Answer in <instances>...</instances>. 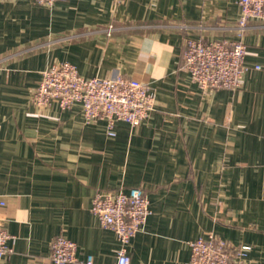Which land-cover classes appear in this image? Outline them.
Here are the masks:
<instances>
[{"label": "crops", "instance_id": "0c3cea01", "mask_svg": "<svg viewBox=\"0 0 264 264\" xmlns=\"http://www.w3.org/2000/svg\"><path fill=\"white\" fill-rule=\"evenodd\" d=\"M238 2L0 0V223L13 236L0 264H53L57 236L82 262H115L117 235L92 203L130 188L146 191L152 212L127 247L131 264H187L190 243L209 234L250 246L248 264H264V22L243 38L241 89L205 92L183 63L187 36L235 40ZM63 62L86 79L139 80L155 110L110 136L80 104L37 108L42 73Z\"/></svg>", "mask_w": 264, "mask_h": 264}, {"label": "built area", "instance_id": "2783aa9c", "mask_svg": "<svg viewBox=\"0 0 264 264\" xmlns=\"http://www.w3.org/2000/svg\"><path fill=\"white\" fill-rule=\"evenodd\" d=\"M34 1L41 6L53 7L59 0ZM238 4L241 14L234 28L235 40L206 41L191 36L184 39V70L191 81L205 92L237 91L243 86L244 75L249 70L245 65L247 47L243 38L252 21L264 22V0H239ZM181 28L186 29V26ZM155 101L151 88L139 80L120 75L86 79L69 62L55 64L45 70L32 98L33 104L40 109L56 103L62 110H70L80 104L87 122H107L110 136H115L117 122L141 126L155 110ZM91 211L103 229L117 235L120 249L111 264H131L127 247L152 214L146 191L130 188L128 192H97ZM12 239L13 236L0 223V257L13 253L9 244ZM190 248L187 264H248L252 250L245 245L233 247L214 234L196 239L190 243ZM77 252V244L64 236H57L51 243L53 264H94L92 257L85 262L80 261Z\"/></svg>", "mask_w": 264, "mask_h": 264}]
</instances>
